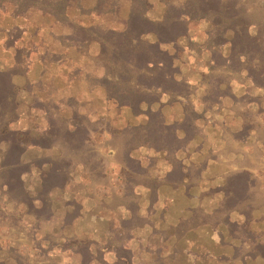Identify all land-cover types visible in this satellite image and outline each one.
<instances>
[{
  "label": "rangeland",
  "instance_id": "374dc122",
  "mask_svg": "<svg viewBox=\"0 0 264 264\" xmlns=\"http://www.w3.org/2000/svg\"><path fill=\"white\" fill-rule=\"evenodd\" d=\"M165 1L181 3L185 0ZM242 1L250 9L252 21L264 24V0ZM150 2L149 17L161 21L164 3L161 0ZM83 5L86 10L94 6L92 0ZM126 15L124 7L121 19ZM70 17L87 27H118L115 18L81 13L78 8L70 11ZM15 27L22 30V35L15 47L9 48L8 33ZM211 28L209 21L194 22L190 24L189 34L179 41L182 49L176 63L180 68L179 77L189 82L193 95L172 104L165 96L153 107L163 112L168 124L182 122L186 109L191 107L203 116L196 121L200 145L191 143L188 151L178 155L187 173L185 181L179 185L168 182L172 165L166 154L142 147L132 155L145 169L138 180L149 188L135 181L137 186L127 189L135 184L120 165L124 142L121 133L128 127L145 126L147 118L136 116L129 109H120L107 98L103 89L94 87L93 80L102 76L96 60L99 46L93 44L87 53H80L57 40L68 30L57 25L53 18L37 12L25 18H14L9 10H0V72L14 67L15 48H24L28 53L27 65L23 64L28 67L27 73L13 78L16 118L13 120L11 113L3 118L0 115V133H17L18 141L27 149L24 163L58 158L59 149L32 145L47 128L44 113L35 103L57 106L55 115L64 119H70L73 112L78 111L97 125V133L91 136L97 155L91 159V165L99 164L87 171L79 165L78 158H73V172L66 188L50 197L52 217L48 220L46 215L37 219L35 212L5 192L0 168V264H80L81 255L76 254L71 245L81 243L91 244L96 258L97 246H101L107 264L116 260L110 245L130 249L134 264H264L262 258H248L243 262L246 248L231 236L224 223L228 216L224 206L227 181L236 172H246L252 182L250 198L240 209L247 210L250 217L233 212L231 221L247 224L255 234H262L264 241V90L255 88L243 75L228 76L222 69L215 71L211 80L206 79L210 57L201 58L199 46L207 41ZM188 59L196 60L195 65L186 64ZM197 61L205 66L199 74L201 86L187 80L192 73L196 74ZM215 81L221 82L223 92L229 89L232 96L236 97L237 93L240 96L236 97L237 101L228 96L240 117V123L234 125V129L242 127L238 133L227 130V113L220 111L223 106L227 107V97L218 104L213 100L202 101ZM216 107L218 109L214 110ZM5 148L0 145V165ZM46 170V167L33 169L32 174L25 177V185L32 195L39 193V178ZM153 188H157L154 199ZM126 193H133L136 199L127 198ZM132 200L138 205L139 222L127 226L124 221L131 217L127 208ZM77 205L82 207L81 217L67 223V215L73 214ZM34 240L41 244V249L36 248ZM236 248H240L238 259H234ZM48 250L49 253H44ZM92 264L101 263L95 260Z\"/></svg>",
  "mask_w": 264,
  "mask_h": 264
},
{
  "label": "trees",
  "instance_id": "16d2710c",
  "mask_svg": "<svg viewBox=\"0 0 264 264\" xmlns=\"http://www.w3.org/2000/svg\"><path fill=\"white\" fill-rule=\"evenodd\" d=\"M85 1L87 0H0V10H9L14 18H25L32 12L53 18L57 25L68 30L67 34L57 37V40L62 46L74 48L80 53H87L93 44L99 46L96 60L102 76L93 80L94 87L103 89L107 98L114 101L120 109H129L136 116L147 118L145 126L128 127L121 133L124 142L122 151L120 150V165L128 171L126 173L130 176L129 180L135 184L127 189H134L137 185L149 188L145 182L138 180L137 177L145 174V169L132 155L142 147L156 153H165L172 165L167 181L178 185L183 183L187 173L178 155L188 151L190 144L198 136L196 121L203 116L191 107L186 109L182 122L168 124L163 112L153 109L165 96L170 98L172 104L193 95L189 82L179 77L180 68L176 65L182 53L179 41L189 34L190 24L209 21L212 28L207 34V51L211 58L207 64L206 79L211 80L213 73L222 69L227 71L228 76L243 75L255 88L264 90V24L258 25L252 21L250 9L242 0H185L181 3L161 0L165 5L161 21H154L149 17L152 9L150 0H92L94 6L89 10L84 8ZM124 7L127 15L121 19ZM74 8L85 14L115 18L118 27H87L77 24L70 17V11ZM8 35V47H15L22 30L15 27ZM27 58L28 53L24 48H15L14 67L0 72L2 118L10 113L13 120L16 118L17 95L13 78L27 73L28 67L23 66L25 63L27 65ZM212 83L203 103L213 100L218 104L228 96L237 101L228 92L229 89L227 92L221 90V82ZM35 105L42 109L47 128L39 139L32 141V145L41 149L57 148L61 156L24 163L27 149L18 141L17 133H0V145L6 147L0 165L2 187L15 201L35 212L37 219L46 215L48 220L52 217L50 197L66 188L73 172V158H78L79 165L87 171L99 165L97 162L91 165V159L97 155L91 144V136L98 129L97 125L78 111L73 112L70 119H64L55 115L54 111H58L55 105L47 107L38 102ZM114 138L117 139L118 135ZM45 167L47 170L39 178L40 191L32 195L24 179L32 174L33 169L42 170ZM251 184L246 172H236L229 177L225 187L224 206L227 207L228 216L224 223L231 236L239 239L242 248H246L243 262L248 258L264 260V241L261 240L263 235L255 234L247 224L231 221L230 217L233 212L250 217V213L241 210L240 206L248 202ZM153 190L154 199L157 197V188ZM125 195L136 199L133 193ZM74 209L73 214L67 215V223L81 217L82 207L77 205ZM127 209L131 217L124 224L130 226L139 222L137 203L132 200ZM34 241L36 248L41 249V244ZM71 247L76 254L81 255L80 264H92L95 260L107 264L103 259L104 250L101 246H97V258L89 243ZM109 249L115 254L113 264H134V254L130 249L123 245H110ZM44 253H49V250ZM239 253L240 248H236L234 259H238Z\"/></svg>",
  "mask_w": 264,
  "mask_h": 264
},
{
  "label": "crops",
  "instance_id": "0c3cea01",
  "mask_svg": "<svg viewBox=\"0 0 264 264\" xmlns=\"http://www.w3.org/2000/svg\"><path fill=\"white\" fill-rule=\"evenodd\" d=\"M199 48H200V50L202 52L201 58H206L207 56L211 58L210 53L207 51V41H204L203 45L202 46L200 45ZM208 60L210 61V59H208ZM195 61L196 60L188 59L186 61V64L190 62V65L194 66L195 65ZM209 61H207L206 63H208ZM199 63H200V61H197V66H196L197 72H196V74L192 73V75L190 76L191 78L188 77V79H187V80L192 82V85H194V84L196 85L197 84L198 86H201L200 84H201L202 78H201V76H199V74H200V71L201 72L204 71L203 68L205 66L202 67L203 64H201V63L199 64ZM187 66L189 67V65H187ZM235 95H236L237 98L240 97L238 93L235 94ZM225 104H226V102H225ZM233 106H234L233 103L231 104L229 98L227 97V107L223 106L220 111H223V113H225V112L227 113V130H230L232 133H238V132H240L242 130V127L234 129V125H237V124L240 123L239 122V118L240 117H238L236 115L235 107H233ZM216 109H218V107L214 108V110H216ZM198 126H200V125H198ZM206 133H207V129H206ZM227 140L229 141V138H227ZM196 143H198V145H200L201 142H200V138L199 137L194 139V141L192 142V146L196 145Z\"/></svg>",
  "mask_w": 264,
  "mask_h": 264
}]
</instances>
